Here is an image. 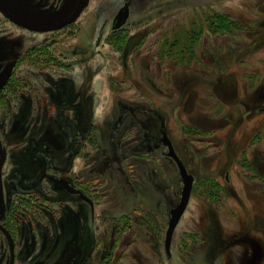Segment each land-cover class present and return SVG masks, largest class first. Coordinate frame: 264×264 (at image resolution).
<instances>
[{"label":"rangeland","instance_id":"374dc122","mask_svg":"<svg viewBox=\"0 0 264 264\" xmlns=\"http://www.w3.org/2000/svg\"><path fill=\"white\" fill-rule=\"evenodd\" d=\"M125 1L131 13L112 30ZM168 1L0 0L3 214L44 208L62 219L63 202L72 199L46 176H31L43 160L40 174L69 178L100 199L95 222L84 206L65 241L82 223L87 245L95 241L102 254L110 242L98 238L96 223L109 229L100 219L125 213L134 217L136 264H264V0ZM20 57L29 58L22 74ZM5 91L14 97L7 100ZM26 93L41 122L22 130L23 114L32 124V109L15 111ZM159 126L194 175L168 250L164 231L181 180L162 153ZM108 159L114 177L110 165L103 168ZM95 170L108 187L102 197L94 192ZM123 186L135 191L133 201ZM21 195L28 198L20 202ZM51 228L46 254L36 260L29 245L32 255L25 250L20 264H53L61 256L53 252Z\"/></svg>","mask_w":264,"mask_h":264},{"label":"flooded vegetation","instance_id":"af4514ba","mask_svg":"<svg viewBox=\"0 0 264 264\" xmlns=\"http://www.w3.org/2000/svg\"><path fill=\"white\" fill-rule=\"evenodd\" d=\"M171 1H174V0H169L168 2H171ZM131 8H132V5L128 1H125L122 5L118 7V9L116 10V12L114 13L111 19V29L112 30L119 29L126 23L127 18L129 17L131 13ZM121 9H127L128 15L126 16L124 22H122L120 26L115 27L114 26L116 24L115 17L117 16L118 12ZM19 60L22 61L23 68L16 69V71L18 74H22V72L24 71V66L26 67L27 62H29V58L20 57ZM35 61H38V60L35 59ZM148 73L150 74V72ZM156 91L160 92L159 90H156ZM5 92H7V100L14 97V94H12L11 91L9 92L5 91ZM2 96L5 97L4 95ZM31 98L32 97L27 93L22 94L21 96H18V99H17L18 107L16 108V110L14 109L17 112V116H20L22 113H26V112L30 113V109H32L31 111L32 112V120H31L32 124L28 125L26 123V121L24 120V114L21 116V119L20 117L18 118L20 122L18 126L22 125V128H21L22 130H26L29 127L34 128V126H36L39 122H41L40 121L41 118L40 116H38L39 113L37 114L32 108V104L34 101L31 100ZM0 104H1V100H0ZM124 107L130 112H135L138 110L137 108H128L126 106ZM13 108L14 106L11 107L12 110ZM36 110L38 111L39 109H36ZM148 119H149V124H152L150 117H148ZM145 136H146L145 138L146 140L150 139L147 134ZM157 140L164 147H166V150L163 151L162 153L165 157L170 158L175 163L178 173H179V169H178L176 161L170 155H168V151H169L168 143H167L168 141L171 143L173 151L176 153V155L179 157V159L182 161L183 164L184 162L179 156V154L177 153L176 146L174 145L173 141L169 137L167 131L163 129L162 127L159 128V136ZM151 141H154L156 143V139L154 138ZM16 147L17 148L20 147V144L16 145ZM147 147L150 148V146L148 145ZM111 160L112 159L103 160L105 162L103 164V168L107 167V165H110L111 171L108 172L107 174L110 177H114V175L112 174V169H114L115 166L111 163ZM184 166L186 170L188 171V173H190L193 176V185H194V175L189 171V169L187 168L185 164ZM46 167L47 166L43 160L40 161V164L33 165V170L35 173L32 174L31 176H37V177H40V175L46 176V179L44 180L48 182L51 186H56L59 189H61L64 192V194L68 195L70 199H72L73 203H71L70 201L63 202L62 219H60L59 217L56 219L54 218V216L49 215L45 211L46 209L43 210L44 208L40 209L39 211H35V210L30 211L29 215H26L23 212V209H27L28 203L20 204L22 206L21 210L18 208V211L21 212V214L24 213L23 216L14 212V217H8L6 213L3 214V210L8 208V205L6 206L5 201L3 202V204L0 203V264H20L23 258V252L28 249L29 245H32V249L38 252L33 255L35 256V259L40 260L38 258L46 254L47 248L49 246V241L47 240V232H48L47 229H49L50 227H52L50 231L54 230L56 227V230H54L53 233H51V236L53 238L52 245H54L53 247L55 248L53 252L56 253V252L61 251V254H60L61 256L56 258L55 262L54 263L52 262L53 264H110V263H107V260H112L111 258H114L115 256L117 258L113 264H136V260L134 259L135 254H133L131 250L132 248L135 249V244L131 241V236H132L131 231L135 233V226H134V221H133L134 217L132 216V214H129L127 216L124 213L125 217H118V215L117 216L113 215V218L107 219L108 222L106 221L105 218L100 219L102 220L101 222L104 221L106 222L107 225H109L108 227L109 229H107L106 226H101V223L99 221L98 223H96L97 224L96 227L97 228L100 227L99 229H101L100 233L98 234L99 236L98 238L104 239L105 241L108 240L110 242L109 245H106L104 243V247L106 246L107 249L104 250L102 254H101V251L99 255H97V253L95 254L96 249H97V244H94L96 243L95 241L93 243V240H92L91 244L87 245V242H89L88 241L89 227H86L82 223L78 225L76 224L77 228L76 227L75 228L77 230V233L74 232V235L68 241H65L64 240L65 238L63 239L64 236H67V231L70 230L69 228L74 226L73 222H75V220L76 221L78 220L79 216L81 215L80 211L85 208L84 206L88 207V220L91 222L93 221L95 222L96 215H97L96 210L98 206H100L101 203H100L99 197L95 199V197H93L91 194H88L86 192L84 186H80L74 183L69 178H62L54 174H49L44 171H42L40 174L39 173L40 169L46 168ZM70 168H73L72 164L70 165ZM30 169L32 170V167H30ZM57 170H58L57 167L55 166L51 167V173H54ZM99 172L101 173V170H95L96 179L98 180L99 184H96L94 186V190H95L94 192L97 193L98 196L102 197L103 195L108 193L107 191L108 187L105 186V184H103V186L100 184L104 180L101 179L100 175L99 176L97 175ZM179 177L181 180V188H182V178L180 176V173H179ZM44 185H45L44 183H41V185H39L40 189L44 188ZM193 185H192V188H193ZM123 187H124V193L126 194V197L128 199L132 198V201H133L135 198V191L129 190L131 189L129 186H123ZM181 188H180V196H181ZM42 191L43 190H41L40 192L42 193ZM190 195H191V192H190ZM180 196H179V199H180ZM23 198H28V197L21 195L20 202L24 201ZM178 202L175 204V206L178 204ZM102 205H105V203H102ZM175 206L169 209L168 219L170 217V210L174 208ZM34 207L37 209L38 205L34 204ZM70 213L74 214V218L72 220L68 218ZM168 219H167V223H168ZM111 220L112 222L110 223ZM179 222H180V219L176 227L174 228V230H176ZM167 223H166V228L164 231V238H163V249L164 250H167L165 247V243H164ZM125 227L126 229L124 230ZM60 232H63V234H61ZM138 236L139 234H137V237ZM125 237L127 238L126 243L124 242ZM133 237L136 238V234ZM96 241L98 242V240ZM130 242L132 243L129 244ZM171 243H172V239H171ZM171 243H170V246H171ZM71 245H72V250L70 249ZM98 247L104 248L102 247L100 243H98ZM125 247H127L126 253L122 250ZM24 253H26L27 256L32 255V253L29 252L28 250L25 251ZM46 256L47 258L49 257L48 255Z\"/></svg>","mask_w":264,"mask_h":264},{"label":"water","instance_id":"95a60500","mask_svg":"<svg viewBox=\"0 0 264 264\" xmlns=\"http://www.w3.org/2000/svg\"><path fill=\"white\" fill-rule=\"evenodd\" d=\"M127 15H128L127 9H121L118 12L117 16L115 17L116 24L114 26L115 27L120 26L122 22H124ZM167 143H168V150H169L168 155H170L176 161L180 176L182 178L181 196H180L178 204L170 210V217L168 219L167 229L165 233L164 243H165L166 249L168 250L170 247L174 228L176 227L181 215L183 214L188 204L190 192H191L192 185H193V176L190 173H188L182 161L173 151L171 143L169 141Z\"/></svg>","mask_w":264,"mask_h":264},{"label":"bare ground","instance_id":"6f19581e","mask_svg":"<svg viewBox=\"0 0 264 264\" xmlns=\"http://www.w3.org/2000/svg\"><path fill=\"white\" fill-rule=\"evenodd\" d=\"M80 208H81V206H80ZM68 218H69L70 220H72V219L74 218V214H73V213H70Z\"/></svg>","mask_w":264,"mask_h":264},{"label":"crops","instance_id":"0c3cea01","mask_svg":"<svg viewBox=\"0 0 264 264\" xmlns=\"http://www.w3.org/2000/svg\"><path fill=\"white\" fill-rule=\"evenodd\" d=\"M149 180L153 179L151 176L148 178ZM146 180V179H145ZM147 181V180H146ZM155 181V180H154ZM148 184V183H147Z\"/></svg>","mask_w":264,"mask_h":264}]
</instances>
